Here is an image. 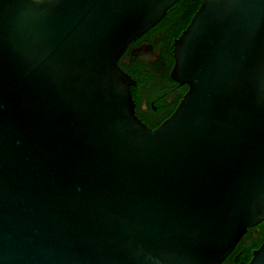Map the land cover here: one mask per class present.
Wrapping results in <instances>:
<instances>
[{
    "label": "water",
    "instance_id": "1",
    "mask_svg": "<svg viewBox=\"0 0 264 264\" xmlns=\"http://www.w3.org/2000/svg\"><path fill=\"white\" fill-rule=\"evenodd\" d=\"M179 1L0 0V264H222L264 221V0H204L136 114L119 61Z\"/></svg>",
    "mask_w": 264,
    "mask_h": 264
},
{
    "label": "trees",
    "instance_id": "2",
    "mask_svg": "<svg viewBox=\"0 0 264 264\" xmlns=\"http://www.w3.org/2000/svg\"><path fill=\"white\" fill-rule=\"evenodd\" d=\"M204 0H180L172 8L169 9L164 19L152 28L147 34L149 41L154 42V46L161 49V61L159 62L160 68L164 71L163 82H167L168 85H175L176 81L172 79L171 72L175 63L174 59V41L179 38L182 33L187 29L191 23L193 17L202 6ZM157 35H160V39L157 40ZM141 40L132 46V51L141 44ZM132 64V77L137 80L139 86H132L133 97L138 99L139 90L151 86L153 78H148L143 72V66L137 64L134 60ZM175 83V84H174ZM189 90V86L182 85L181 95L179 98L171 104V108L167 113L159 115L155 120L150 123L151 128L155 129L159 127L165 120H167L177 109L183 97ZM170 105V104H169ZM264 234L261 239H251L245 242L242 239L237 245L236 249L222 264H249L253 258L254 251L263 244Z\"/></svg>",
    "mask_w": 264,
    "mask_h": 264
},
{
    "label": "flooded vegetation",
    "instance_id": "3",
    "mask_svg": "<svg viewBox=\"0 0 264 264\" xmlns=\"http://www.w3.org/2000/svg\"><path fill=\"white\" fill-rule=\"evenodd\" d=\"M147 33L129 45L126 52L122 55L119 65L132 77V64H134V60H136L137 64L143 66L142 69L145 75L148 78H153L151 86L140 89L139 98L135 100L136 114L144 123L151 127L150 123H153V120L159 115L167 113L169 108H171V104L176 102L179 98L182 84L175 82V85H168L167 82L162 81L164 71L159 65L161 61V49L154 46V42L149 41ZM160 37V35H157L156 39L159 40ZM140 40L142 41L141 44L134 46L135 48H133L134 50L132 51V46ZM134 80L136 81V85L134 86H139L137 80ZM263 234L264 221L256 227L249 228L242 239H244L245 242L255 238L261 239Z\"/></svg>",
    "mask_w": 264,
    "mask_h": 264
}]
</instances>
